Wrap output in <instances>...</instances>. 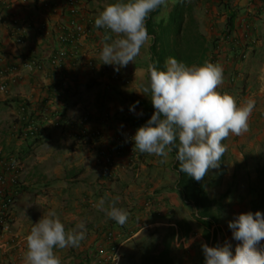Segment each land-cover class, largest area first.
Returning <instances> with one entry per match:
<instances>
[{
  "label": "crops",
  "instance_id": "1",
  "mask_svg": "<svg viewBox=\"0 0 264 264\" xmlns=\"http://www.w3.org/2000/svg\"><path fill=\"white\" fill-rule=\"evenodd\" d=\"M115 2L79 0L81 19L92 24L74 47L59 39L70 22L66 0H48V5L41 0H0V67L19 69L14 79L0 76V85L6 86V91H0V156L24 167L17 176L0 167L5 188L14 196L13 229L26 239L34 224L52 211L66 231L84 222L86 238L79 247L54 249L61 264H108L111 245L116 246L113 251L120 256L119 264H125L137 252L145 230L175 225L182 220L179 212L184 208L191 209L192 220L197 214L174 189L176 172L170 151L164 162L162 157L141 153L133 166L123 156L117 161L114 179L109 180L102 177L97 163L98 143L78 140L84 115H89V131H100L105 141L121 128L135 133L138 128H131L125 119L143 117L144 109L138 103L132 112L130 105L150 94L144 89L145 81L150 82L152 39L135 63L119 71L101 64L100 52L110 41H105L106 29L95 27V19ZM179 2L168 0L153 22H167ZM194 17L207 40L217 43L209 54L214 58L210 62L223 68V83L217 91L231 95L237 106L255 101L248 131L239 136L230 133L222 141L227 150L219 168L202 179L209 196L222 199L220 223L208 229V237L202 227H193L187 235L177 233L171 245L172 252L186 255L185 264H204L203 244L231 243L234 252L241 243L232 238L230 221L243 212L264 213V0H195ZM228 28L229 39H223ZM60 49L66 56L55 63ZM31 60L36 64L29 67ZM31 124L37 127L36 136L26 137ZM115 196L120 197L116 206L129 212L123 226L95 206L103 198L107 208ZM109 232L114 239H108ZM26 253L27 248L0 247V264H26Z\"/></svg>",
  "mask_w": 264,
  "mask_h": 264
},
{
  "label": "clouds",
  "instance_id": "2",
  "mask_svg": "<svg viewBox=\"0 0 264 264\" xmlns=\"http://www.w3.org/2000/svg\"><path fill=\"white\" fill-rule=\"evenodd\" d=\"M167 3L168 0H116L107 5L95 19V27L106 29L105 41H110L100 52L101 64L113 65L119 71L130 62L135 63L142 47L153 38L146 20ZM223 79V68L211 62L197 67L170 58L162 70L152 67L150 85L144 92L151 91L155 111L132 137L135 149L162 157L164 162L168 151L175 146L179 171L196 181H201L211 169L219 168L227 150L222 141L230 133L239 136L248 131L255 106L253 100L237 106L231 95L218 92ZM138 103L130 105L129 110L135 112ZM119 199L113 197L105 208L102 198L95 206L123 226L129 212L116 206ZM228 227L232 238L241 243L234 252L231 243L203 244L204 264H264V245H260L264 241V213L259 210L240 213ZM86 232L84 222L66 231L55 211L49 212L34 224L26 237V264H61L54 249L79 247Z\"/></svg>",
  "mask_w": 264,
  "mask_h": 264
},
{
  "label": "trees",
  "instance_id": "3",
  "mask_svg": "<svg viewBox=\"0 0 264 264\" xmlns=\"http://www.w3.org/2000/svg\"><path fill=\"white\" fill-rule=\"evenodd\" d=\"M194 7L195 0H181V2L177 4L173 15L167 20V22H160L156 24L153 22L152 18L159 9L150 14L149 18L146 20L147 30L149 33L151 32L153 34L150 48V69L155 67L157 70H162L165 61L169 58H175L188 66L203 65L214 59L212 58L213 56L209 57V54L211 51L213 53L217 43L215 40L208 41L206 36L201 31L200 24L194 17ZM234 16L235 14H232L229 18L232 19ZM230 31L231 28H228L224 32L223 39H229ZM30 62L32 63L34 61L31 60ZM150 69L148 71L149 80ZM233 78L234 77H232V79ZM149 95L151 97V93ZM138 102L143 106L144 115L143 117H127L125 120L129 123V125H131V128H139L144 125L155 111L152 106L151 98L140 100ZM84 118L86 119L84 120ZM89 120V115L83 116L79 136L82 133L83 126H85L86 134L93 138L89 140V142H97L99 144L97 163L101 167L102 177L113 180L117 168V161L121 157L129 155L128 152L133 149L139 153V158L141 157V153L134 147V140L132 137L135 133L130 129L121 128L120 130H129L132 134L131 139L128 140L129 142L127 141V143L124 144L122 141L120 142L118 138H115V136L112 140L109 139L105 141V138L100 131H89L86 126ZM104 149L106 150V155H104L109 156L110 159L112 158V164H106L104 162L101 163V161H98L99 154ZM177 151L178 149L175 146H173L170 150L171 155L174 157V164L172 168L178 175L175 183L176 187L174 189L178 190L184 203L196 210L197 214L193 216L194 220L192 221L184 218L182 220H176L175 225H168L164 228L149 229L147 232V239H149L150 243L149 245L140 243V248L130 257L133 264H135L137 255H140V264H174L171 257V245L177 233L180 235H187V233L192 230L193 223H195L198 227H202L204 229L205 234L208 237V229L214 225L217 226L221 221V214L223 210L222 202H219V204L216 200H213L208 196L206 187L202 183V180L196 181L191 177H188L185 173L179 171V162L176 160ZM13 198L14 196H10L11 201H13ZM147 204L150 206V202H147ZM169 219L173 220L172 218ZM162 235V243L161 245H158L159 237ZM107 237L111 240L115 238L111 232L107 233ZM111 246L113 250L116 249L115 245ZM113 250L111 251V254H109L111 257L114 256L115 253ZM107 263L114 264L110 257Z\"/></svg>",
  "mask_w": 264,
  "mask_h": 264
},
{
  "label": "built area",
  "instance_id": "4",
  "mask_svg": "<svg viewBox=\"0 0 264 264\" xmlns=\"http://www.w3.org/2000/svg\"><path fill=\"white\" fill-rule=\"evenodd\" d=\"M44 4L48 5V0H41ZM80 4L79 0H66L65 10L66 13L70 16V22L68 25L62 28L60 34V42L63 44H67L70 46H76L80 39L85 37L89 32V26H91L92 22H84L79 13ZM242 23H244L246 29L249 27L248 23H246L245 18L241 19ZM66 56V51L63 49L58 50L55 56V60L53 62L58 63L61 62L62 59ZM246 54H243L242 57H245ZM35 62H33L34 64ZM32 63H28L27 65L31 67ZM36 64V63H35ZM92 64V63H91ZM19 69L17 66L12 67L10 69H5L0 67V76L2 77H12L13 79L16 76H19ZM119 78V76H117ZM231 81H234V78H231ZM0 91H6V86L4 84L0 85ZM86 118H84L85 120ZM14 129L17 126L13 127ZM82 133L78 136V140L80 142H89V140L93 139L90 135L86 134L85 126L82 128ZM37 127L34 125H28L26 128L24 135L26 137H35L36 136ZM84 133V134H83ZM132 134L129 130H120L116 133L115 138H118L120 142L126 144L128 140L131 139ZM129 142V141H128ZM106 150H102L99 154V162L101 161L108 164H112V158L109 156H105ZM105 154V155H104ZM129 155V163L131 166L136 164L137 159H139V153L134 149L128 152ZM0 167H5L8 170H11L15 176L19 175L23 171V166L18 163L13 158L4 159L0 156ZM6 179L4 175L0 172V247L8 248V247H16L21 248L22 250L27 248L26 239L21 236L18 232H15L13 229V215H12V202L10 200L11 194L7 192L5 188ZM149 206V204H147ZM113 235V234H112ZM115 236V235H113ZM117 251V250H116ZM110 259L114 262V264H118L120 261V256L116 253L114 256H109Z\"/></svg>",
  "mask_w": 264,
  "mask_h": 264
},
{
  "label": "rangeland",
  "instance_id": "5",
  "mask_svg": "<svg viewBox=\"0 0 264 264\" xmlns=\"http://www.w3.org/2000/svg\"><path fill=\"white\" fill-rule=\"evenodd\" d=\"M170 59V58H169ZM168 60V59H167ZM149 62H151V58H149ZM149 64V63H148ZM150 66H151V64H150ZM149 85H150V82L149 81H145V87H149ZM150 91V90H149ZM148 91V92H149ZM147 92V93H148ZM150 93H151V91H150ZM151 97H150V95H148L147 96V98L146 99H150ZM14 126H17V125H14ZM13 126V127H14ZM14 129V128H13ZM12 129V130H13ZM16 129H14V131H15ZM99 145V144H98ZM29 146L30 145H27L26 146V148L28 149L29 148ZM172 161L174 162V157L172 156ZM23 171H24V167H23ZM22 171V172H23ZM177 178H178V175H177V173H176V175H175V180H177ZM176 182V181H175ZM202 183H203V181H202ZM175 184V183H174ZM208 196H209V194H208ZM210 197V196H209ZM211 198V197H210ZM211 199H213V198H211ZM213 200H216V199H213ZM217 201V203H219V202H222V199L220 198L219 200H216ZM220 204V203H219ZM222 204H223V202H222ZM221 207H222V205H221ZM190 212H191V209H188V208H184V209H182V211H180L179 213H180V216L182 217V219H184V218H187V219H189L190 221H192V219H191V216H190ZM193 227L194 228H196L197 229V225L195 224V223H193ZM148 230L149 229H147V230H145V232H143L142 234H141V236H140V238H139V241H138V243H144V244H146V245H149V239H147V232H148ZM162 238H163V235L162 236H160L159 237V241H158V245H161V243H162ZM139 248H140V245H139ZM138 248V249H139ZM137 249V250H138ZM131 256V255H130ZM171 257H172V260H176V264H185V261L186 260H188V258L186 257V255L184 254V253H182V252H179L178 250H174V252H172V254H171ZM174 262V261H173ZM187 262V261H186ZM119 263H120V261H119ZM118 263V264H119ZM190 263V262H189ZM125 264H133V261L132 260H129V261H125ZM135 264H140V255H137V258H136V260H135Z\"/></svg>",
  "mask_w": 264,
  "mask_h": 264
}]
</instances>
